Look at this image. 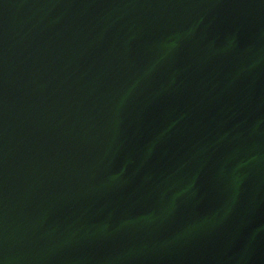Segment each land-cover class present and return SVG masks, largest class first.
<instances>
[{
  "label": "water",
  "instance_id": "obj_1",
  "mask_svg": "<svg viewBox=\"0 0 264 264\" xmlns=\"http://www.w3.org/2000/svg\"><path fill=\"white\" fill-rule=\"evenodd\" d=\"M0 264H264V0H0Z\"/></svg>",
  "mask_w": 264,
  "mask_h": 264
}]
</instances>
